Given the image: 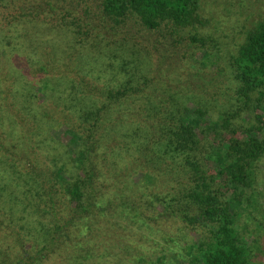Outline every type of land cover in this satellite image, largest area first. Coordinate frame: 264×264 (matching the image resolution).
I'll use <instances>...</instances> for the list:
<instances>
[{
	"label": "rangeland",
	"instance_id": "rangeland-1",
	"mask_svg": "<svg viewBox=\"0 0 264 264\" xmlns=\"http://www.w3.org/2000/svg\"><path fill=\"white\" fill-rule=\"evenodd\" d=\"M202 2L206 26L210 31V36L205 37V47L193 45L187 34L175 39L166 28L147 29L133 17L116 24L104 14L97 0L0 1V110L5 107L1 104L3 100L13 104L11 110L6 108L5 113L0 112V142L5 137L11 143L9 133L14 129L15 135L18 134L19 127L14 126L13 121L18 123L20 120L23 127H27L32 109L41 106L43 111L48 107L43 97H39L38 84L37 88L30 87L29 93L18 91V83H26L24 80L38 83L49 74V77H63L67 70L66 75L78 85L95 81V85L89 87L90 93L94 98L101 97V88L117 91L125 87L127 77L121 73L123 59L140 61L144 72L140 84L149 78L147 87L139 95L110 103L105 115L106 138L102 139L96 159L99 177L95 183L96 194L104 206L113 201V207H116L120 196L127 194L134 201L129 205L139 210L144 221L133 223L131 219H123L114 222L118 229L114 226L112 234L123 243L103 239L98 243L97 256L78 264H160L158 259L162 255L168 257L169 264H182L184 258L191 259L188 253L191 247L195 248L209 239L211 223L192 225L181 218L179 211L186 209L187 205L179 195L182 187L173 180L177 163L183 160L174 153L173 146L168 147L170 138L166 131L171 128L162 130L161 120L169 117V126H175L177 130L180 125L178 119L186 108L199 109L214 121L221 118L230 120V125L215 135L204 128V139L196 157L209 174V166L204 160L213 146L227 145L234 131L249 128L256 119L254 114L252 119L245 116L238 102L231 61L245 32L261 19L259 14L264 11V0ZM44 26L46 30L53 29L62 41L57 42L58 47L51 48L52 51L41 46V29ZM35 37L39 39L34 44ZM32 51L34 55L30 56ZM205 51L209 57H205ZM16 54L29 57L31 61L28 64L22 62L23 67H29L24 80L23 76L16 78L20 73L12 60ZM85 64L91 70L84 69ZM63 97L64 94L55 91V102L49 104L57 113L52 114L54 123L51 128L43 123L39 129V133L43 132L39 135L40 145L43 147L47 137L54 139V147L59 149L58 156L59 153H67L58 142L59 135L63 133L58 113L66 109ZM104 100L98 102L96 108ZM13 113L19 115V120ZM88 126L83 120L73 124L85 134H88ZM20 151L19 158H14L16 155L7 146L8 153L0 154V163H8L13 157L28 169L26 174L31 171L34 151L28 146ZM45 153L42 150L39 155L41 163ZM257 170L256 193L251 197L249 191L243 192L247 200L252 198V205L247 206V215L240 218L238 225L251 247L252 264H264V160L259 162ZM17 171L12 161L7 165L5 187L2 188L0 183V264H76L78 253L73 248L38 253L44 242L41 238H32L33 230L42 235L48 228H53V223L44 216L48 207L47 196L43 188L41 200L36 201L30 199L28 187L16 192L15 187L21 182ZM140 172L153 178L147 176L138 183L136 177ZM39 174L42 181L45 177L43 165ZM116 178L121 179V184ZM219 186L216 184L213 190L219 193ZM169 197L173 202L168 201ZM164 201H168L170 206H166ZM6 205L14 209L9 210ZM34 214L37 218L33 220L31 216ZM18 219L20 222L16 225ZM123 246L131 248L121 251ZM139 258L144 262H139Z\"/></svg>",
	"mask_w": 264,
	"mask_h": 264
},
{
	"label": "trees",
	"instance_id": "trees-1",
	"mask_svg": "<svg viewBox=\"0 0 264 264\" xmlns=\"http://www.w3.org/2000/svg\"><path fill=\"white\" fill-rule=\"evenodd\" d=\"M97 1L104 14L116 24H121L127 18L133 17L147 29L166 28L175 39L183 38L187 34L193 45L198 44L202 47L207 45L205 37L210 36V31L206 26L207 17L204 14L205 5L202 0ZM259 16L261 19L245 32L231 61L233 79L237 85L238 102L242 106V111L246 113L245 116L252 119L254 114L256 119L249 128L234 131V136L230 137L227 145L213 146L204 160V163L209 166V174L203 170L196 157L201 140L204 139V128L215 135L223 127L229 126L230 120L221 118L220 121H214L208 114L193 108L182 111L177 130L175 126H169V117L161 120L162 130L171 128L166 131L170 138L168 147L173 146L174 153L183 160L177 163L173 180L178 187H182L179 195L187 205L186 209L179 211L181 218L192 225L204 222L213 225L209 239L200 242L195 248L191 247L188 252L191 259L188 261L184 258L182 264H252L254 261L249 242L242 235L238 222L242 216L247 215V206L252 205L250 203L252 198L247 200L243 192L249 191L251 197L256 193L259 178L257 166L261 160H264V11ZM61 23L62 19L58 21L59 25ZM59 25L56 24V27ZM41 31L43 49L52 51L53 48L58 47L57 42H62L53 29L46 30L44 26ZM36 39L39 37L33 39L34 44ZM48 54L45 55V59ZM204 54L205 57H209L208 52L205 51ZM33 55L34 51L30 53V56ZM12 60L16 71L20 72L16 78L19 79L21 76H23L22 80L24 77L27 78L29 67H23L22 62L26 64L31 62L29 57L16 54ZM131 64L134 65L131 66ZM86 66L88 64H85L83 68L91 70L89 66L87 68ZM67 73L68 71L65 70L63 77L53 75L49 77V74L38 83L26 80H24L26 83H18V91L27 93L31 91L30 87L37 88L38 84L39 97H43L44 104H48V107L43 108V111L41 106L38 109H32L27 127H23L19 115L13 113L19 120L18 123L13 121V125L18 126L19 131L17 135H15V129L9 133L11 143H8L4 137L0 142L2 144L0 154L8 153L7 146L16 155L14 158H19L17 155L21 154L20 150L24 146L33 149V162L29 173L25 174L28 169L21 161L12 157L14 166L18 169L17 173H20L21 177V182L16 185L15 191L21 192L28 187L30 199L36 201L41 200L43 188L47 196L45 200L48 207L44 210V216L49 223H53V228H48L42 235L33 230L32 238H41L44 242L43 248L38 253L59 252L65 247L75 249V253H78L75 263L78 264L97 256L98 243L103 239L110 238L118 244L123 243L112 234L114 226L118 229L114 222L123 219H131L133 223L144 221L139 216V210L129 205L134 201L127 194L120 196V202L116 207H113V201L109 202V206H104L102 199L96 194L95 183L99 177L96 159L99 157L102 139L106 138L105 115L107 116L106 111L110 103L139 95L147 87L149 78L147 77L140 84L144 75L140 61L136 63L133 60L123 59L121 73L127 77L125 87L117 91L101 88L102 96L94 98L89 87L95 85V81L88 85L81 83L79 86L76 81L66 75ZM55 91L64 94L62 102L66 108L58 113V122L63 132L59 135L58 142L64 146L72 159L67 153H59L58 156L59 149L54 147L56 142L54 139L47 137L48 140L45 139L43 147L40 145L39 135L43 134V132L39 133L40 125L45 123L51 128L54 123L52 114H57L49 105L55 102ZM102 100H104L102 105L96 108L98 102ZM1 104L5 107L0 112L5 113L7 109L13 108V104L9 105L7 99ZM4 118L8 117L4 115ZM82 120L89 125L88 134L73 127V124ZM42 150L46 151L41 159L43 164L39 161ZM12 161L0 163L2 188L5 187L7 165H10ZM42 165L45 168V177L41 181L39 170ZM147 176L153 178L149 174L140 172L136 180L141 183ZM115 180L121 184V179ZM216 184L220 185L219 193L213 190ZM168 201L173 202L171 197ZM168 201H164L166 206H170ZM6 206L9 210L14 209L10 205ZM36 218L35 214L31 216L33 220ZM18 222L20 219L16 220L15 224L17 225ZM120 230L122 231L121 228ZM130 248L131 246L126 248L123 246L120 249L127 251ZM167 258L166 255H162L158 260L160 264H169ZM132 261L136 260L132 258ZM139 262L144 260L139 258Z\"/></svg>",
	"mask_w": 264,
	"mask_h": 264
}]
</instances>
